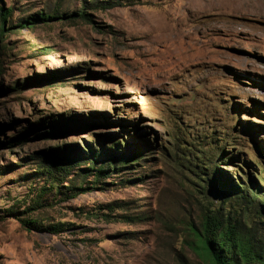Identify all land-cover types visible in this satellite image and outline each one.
<instances>
[{"label": "rangeland", "instance_id": "rangeland-1", "mask_svg": "<svg viewBox=\"0 0 264 264\" xmlns=\"http://www.w3.org/2000/svg\"><path fill=\"white\" fill-rule=\"evenodd\" d=\"M0 3V264H205L178 144L211 202L264 193V0Z\"/></svg>", "mask_w": 264, "mask_h": 264}, {"label": "trees", "instance_id": "trees-1", "mask_svg": "<svg viewBox=\"0 0 264 264\" xmlns=\"http://www.w3.org/2000/svg\"><path fill=\"white\" fill-rule=\"evenodd\" d=\"M10 11V7L6 8L0 3V41L4 34V23ZM55 17L49 13H35L28 16L26 20H20L19 25L23 26L30 21H48ZM69 17L89 20V15L84 11L71 12ZM209 143L212 144L213 141ZM178 147L180 149L178 158L181 159L179 163L184 174L191 175H186L188 181L194 190L203 194V198L207 200L208 204L202 205L198 225H195L191 220L186 223L188 238L186 237L187 240L184 241L190 244L205 264H264V221L255 215L256 211L253 210L254 201L258 205L264 203V193L254 196V199L257 200H253L247 194H238L235 199L230 198L227 201L226 198L219 199L218 204L211 202L208 198V189H210L209 186L213 179L209 178V174L217 166L214 164L215 156L207 151L192 153V150L181 142ZM129 161L128 158L126 162ZM262 169L264 172V167ZM101 170L97 169V172H101ZM235 188L234 194L239 193L238 186ZM239 199L241 201L237 206L234 201ZM27 223L32 224L34 221L27 220ZM60 229V223L46 227V230L52 233L58 232Z\"/></svg>", "mask_w": 264, "mask_h": 264}]
</instances>
